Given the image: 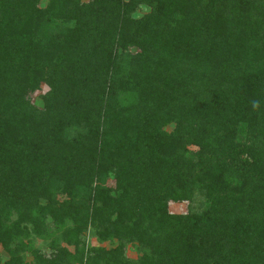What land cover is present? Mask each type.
<instances>
[{"label":"trees","instance_id":"obj_1","mask_svg":"<svg viewBox=\"0 0 264 264\" xmlns=\"http://www.w3.org/2000/svg\"><path fill=\"white\" fill-rule=\"evenodd\" d=\"M0 264H264V0H0Z\"/></svg>","mask_w":264,"mask_h":264},{"label":"rangeland","instance_id":"obj_2","mask_svg":"<svg viewBox=\"0 0 264 264\" xmlns=\"http://www.w3.org/2000/svg\"><path fill=\"white\" fill-rule=\"evenodd\" d=\"M44 3H45V0H41V4H44ZM145 11H147V7L141 5L139 8H136V10L132 13V15L134 17H136V16L141 15ZM46 90H47L46 85L41 83L39 89L30 94L31 100L32 101L35 100L36 103L40 104V101H39L37 95L43 93ZM190 148H194V147L190 146ZM168 210L170 212H174V213L184 212L186 210V203L185 202H175V203L170 202V203H168ZM83 240H84L85 244L89 247L90 246L111 247L113 244L116 243V242H107V241L100 242L95 237H93L89 231L85 232ZM33 245L35 247L44 248V244L41 242V240H38V239H34ZM124 255H125V257H127L129 259H134L136 257V252L134 251V249L132 247H130L129 245H126L124 247ZM24 260L30 262L31 256L28 253H25L24 254Z\"/></svg>","mask_w":264,"mask_h":264}]
</instances>
